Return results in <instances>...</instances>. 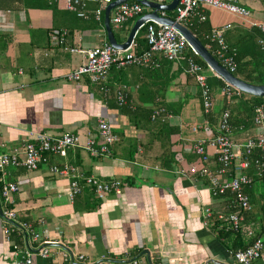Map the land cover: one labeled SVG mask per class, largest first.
Returning <instances> with one entry per match:
<instances>
[{
	"label": "crops",
	"instance_id": "0c3cea01",
	"mask_svg": "<svg viewBox=\"0 0 264 264\" xmlns=\"http://www.w3.org/2000/svg\"><path fill=\"white\" fill-rule=\"evenodd\" d=\"M82 1L88 18L67 10L63 1L0 0V154L17 152L22 159L23 145L31 141L32 133H73L80 141L65 158L51 155L35 171L14 166L6 170L5 179L19 189L10 207L16 222L30 225L39 235L33 241L28 234L20 248H47L46 258L33 255L30 264H130L135 259L139 264H237L214 228L215 213L228 211L229 194L213 197L208 180L186 170L201 165L193 146L215 135L219 115L226 108L235 145L257 136L252 101L240 95L227 105L221 92L226 83L205 70L214 103L213 111L205 115L199 89L185 73L184 62L171 63L158 56L156 70L111 67L107 96L86 76L68 81L66 76L84 62V54L68 48L87 51L107 41V7L97 21L93 10L98 4ZM238 1L250 10V22H264V0ZM170 2L162 0L165 5ZM143 12L152 10L143 7ZM204 13L211 29L231 25L225 40L246 57L257 49L259 40L264 41L249 21L219 9L208 8ZM112 15L113 10L110 19ZM135 21L119 29L111 26L117 43L126 41ZM256 30L259 36L254 37ZM61 32L66 33L65 42L58 46L55 42ZM136 35L130 48L138 53L145 36L136 39ZM122 86L126 103L118 107L116 91ZM158 108L172 117L148 122L147 115ZM99 120L112 126L117 141L108 155L92 157L83 145L94 135ZM213 158L206 165L215 170ZM64 164L82 177L120 182L121 194L100 200L80 181L81 193L71 201L67 195L70 176L50 172L51 166ZM246 173L255 178L252 167ZM4 209L0 201V264H25L22 253L14 255L9 248L7 223L1 216ZM205 209H210L209 217H204ZM254 225H245L244 219L242 233ZM253 264H264V258Z\"/></svg>",
	"mask_w": 264,
	"mask_h": 264
},
{
	"label": "built area",
	"instance_id": "2783aa9c",
	"mask_svg": "<svg viewBox=\"0 0 264 264\" xmlns=\"http://www.w3.org/2000/svg\"><path fill=\"white\" fill-rule=\"evenodd\" d=\"M44 1L47 3L63 1L67 10L75 12L80 18H88L89 13H87L86 6L82 0ZM93 1L98 4V7L93 10V16L98 21L101 12L113 1ZM155 2L162 4V0H155ZM208 8L225 11L244 21H249L251 17L250 10L242 6L238 0H179L174 10V20L189 28L195 22L200 24L206 21L204 10ZM142 12L143 7L138 2L123 3L113 9L110 24L113 28L119 29L125 22L141 17ZM161 16H164L163 12ZM250 24V26L256 27L264 35V22H250ZM144 25L147 26L145 36L147 49L139 53L133 52L130 48L131 45L124 50L116 49L110 45L108 40L101 44L99 48L87 51L68 48L72 53L78 52L84 54V62L76 71L69 73L66 79L71 82H78L82 77L86 76L92 85L96 86L104 96H107L110 93V88L107 86L106 80L111 67L136 66L155 70L160 66L159 56L171 63L183 61L185 73L193 78L199 89L203 113L205 115L210 114L214 106L213 98L208 85V78L205 74V68L196 62L195 56L197 55L195 51L173 27L154 22H146ZM230 28L231 25L228 24L211 29L208 37H206L209 41L206 49L209 51V49L212 50L213 48V52H210L213 57L218 62L220 61L219 64L225 69L233 73L236 71L235 51L228 47L225 40V33ZM65 34V32H61L57 37L55 43L58 46L64 44ZM258 44L264 50V41L259 40ZM221 92L227 105H229L234 96H240V92L228 84H224ZM116 103L118 107H122L126 103V89L123 86L116 91ZM161 114H163L162 110H155L151 116V120H156L161 117ZM165 118L169 119L171 116L166 115ZM230 120V112L226 108L218 118L215 135L207 141H198L193 146V153L199 158L201 165L199 167L191 166L186 172L190 175H198L207 179L213 197L223 195L225 192L231 193L233 198L229 201L228 211L217 212L215 215L217 220L226 224L230 230L236 232L242 230L243 232V213L250 211L249 199L244 193V188L251 185L252 180L243 174L242 171L249 166V157L252 156L255 150L264 151V98L253 109L252 122L258 131L256 137L246 140L243 145H235L231 138L232 126ZM30 136L31 141L23 145L22 159L18 157L17 152L0 154V201L1 205L5 207L4 211L1 212V216L7 223L4 232L9 245L12 244L10 235L13 233L20 234L21 241L28 234L31 235L33 241H37L39 235L33 231L30 225L16 222V214L10 207H12L14 196L19 189L15 182L5 179V176H7L6 170L14 166L22 167L27 171H35L40 164L47 163L49 156L56 155L65 158L68 151L77 148L80 143L78 135L73 133L50 136L39 132L32 133ZM116 141L117 137L113 132L112 126L104 120H99L94 135L87 138L83 149L92 157L104 156L110 153V149ZM206 148L211 150V155ZM212 157L215 158L217 163L215 170L206 165ZM237 159L239 162L235 166L234 162ZM254 163L257 175L264 177V160L256 159ZM50 172L55 175L70 176L67 195L71 201L81 193L83 186L80 185V181H83V185L89 187L95 197L100 200L108 195H120L123 189L121 183L115 180L100 182L93 177H82L77 174L76 169L68 164H64L62 167L51 166ZM227 176L228 179L225 180ZM210 215V209H205L204 217H209ZM251 230L245 229L244 231L246 238L252 239L250 245L243 250L232 252V257L237 264H253L264 256V242L261 237H255L253 230ZM12 252L14 255L22 253L25 264L31 263L33 255L41 258L48 256L46 247L36 248V251H32L29 247L21 249L14 245ZM83 258V256L78 257L79 260ZM130 264H139V262L135 259ZM155 264L162 263L157 262Z\"/></svg>",
	"mask_w": 264,
	"mask_h": 264
},
{
	"label": "trees",
	"instance_id": "16d2710c",
	"mask_svg": "<svg viewBox=\"0 0 264 264\" xmlns=\"http://www.w3.org/2000/svg\"><path fill=\"white\" fill-rule=\"evenodd\" d=\"M111 1H115V0H111ZM129 2L136 3V1H129ZM166 13L169 16L170 14H173L175 12L173 11V12H166ZM143 14L144 12H142V15ZM169 18L174 20L175 15H171L169 16ZM146 27H147L146 25H143L138 30L136 39L138 35L146 36ZM189 29L199 39V41L206 47L209 42L206 37H208L211 31V28L209 27L207 23V19L205 22L200 23V24L196 22L193 23L189 27ZM256 32H254V37L259 36L258 30H256ZM204 35H205V38H204ZM227 45L229 48L235 51L234 59L236 63V71L233 72L232 74L246 83L253 84V85H264V50L261 48V46L258 44L257 49L255 48L251 53H249L250 54L249 57H246L243 53L237 52L236 48L231 47L228 43ZM145 49H147L146 39H145V45L142 51H144ZM209 52L212 53L213 48L212 50L209 49ZM160 59H163V58L160 57ZM195 59H196V62H198L201 66H203V68H205V70H209L198 56H195ZM240 95L252 101V105L249 101L250 106L252 108V114H253L254 107L258 105L263 99L259 97L249 96L241 92H240ZM157 110L164 111V113L161 114V117L159 118L163 119V121L166 122V120H164V117L166 116L167 112L162 108H158ZM152 114L153 113H151L150 115L149 114L147 115L148 122L151 121ZM167 115H170L172 117V115L169 113H167ZM230 123H231V120H230ZM262 152L263 151L259 150L256 152V154H252V156L249 157V162H248L249 166L242 171L243 174L247 175L252 180V184L244 188V193L247 195L249 199L250 211L244 212L243 214H244V219H245V225H249L251 222L255 224L254 226L251 227L253 229L255 237H262L264 235V177L263 176L259 177V175H257V171H256L255 163H254L256 159L262 160V161L264 160V156ZM213 161L215 164H217L215 158H213ZM250 167H252L254 170V175H255L254 179L246 173V170H248ZM226 194L227 195L229 194V197H230L229 201L232 200L233 197L229 192H225L223 195H220V196H224ZM220 196H217V197H220ZM214 217H215L214 228L218 229L219 237L224 239L227 245V248L229 250H231L232 252H235L237 250H243L247 246L250 245V243L252 242V239L246 238V236L242 233V230L237 231V232L230 230L225 225H222L220 222H218L216 215H214ZM10 240L12 242V244H10V247H9L11 251L13 250L14 245H16L19 248L22 246L21 237H19L15 233L10 235Z\"/></svg>",
	"mask_w": 264,
	"mask_h": 264
},
{
	"label": "water",
	"instance_id": "95a60500",
	"mask_svg": "<svg viewBox=\"0 0 264 264\" xmlns=\"http://www.w3.org/2000/svg\"><path fill=\"white\" fill-rule=\"evenodd\" d=\"M129 1H136L141 6L149 8L152 10L151 13H146L141 17L137 18L133 23V26L128 34L126 41L122 44L117 43L114 39L111 24H110V13L117 6L127 3ZM179 0H171V2L167 5L159 4L156 2H151L149 0H115L111 4H109L105 10V18L104 25L107 33V40L111 46L116 49L124 50L128 48L138 30L146 23V22H154L161 25L171 26L176 31H178L181 36L186 40L188 45L195 51L196 55L202 60V62L206 65V67L213 72L216 76H218L224 83L230 85L232 88L238 90L239 92L253 96L264 98V85H253L246 83L239 78L235 77L232 73H230L227 69H225L222 65L219 64L217 59L213 57V55L206 49V47L199 41V39L191 32V30L184 25L178 23L177 21L161 16L159 13L161 12H173L178 4ZM146 254H148L146 252ZM149 261V259H148Z\"/></svg>",
	"mask_w": 264,
	"mask_h": 264
},
{
	"label": "rangeland",
	"instance_id": "374dc122",
	"mask_svg": "<svg viewBox=\"0 0 264 264\" xmlns=\"http://www.w3.org/2000/svg\"><path fill=\"white\" fill-rule=\"evenodd\" d=\"M262 241L264 242V235L261 237Z\"/></svg>",
	"mask_w": 264,
	"mask_h": 264
}]
</instances>
